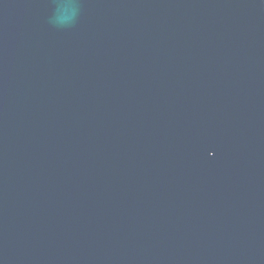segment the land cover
I'll list each match as a JSON object with an SVG mask.
<instances>
[{
	"label": "water",
	"instance_id": "water-1",
	"mask_svg": "<svg viewBox=\"0 0 264 264\" xmlns=\"http://www.w3.org/2000/svg\"><path fill=\"white\" fill-rule=\"evenodd\" d=\"M0 264H264V0H0Z\"/></svg>",
	"mask_w": 264,
	"mask_h": 264
}]
</instances>
